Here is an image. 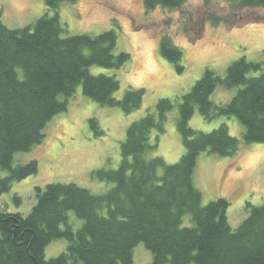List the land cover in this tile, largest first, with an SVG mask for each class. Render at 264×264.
Here are the masks:
<instances>
[{"label":"trees","instance_id":"1","mask_svg":"<svg viewBox=\"0 0 264 264\" xmlns=\"http://www.w3.org/2000/svg\"><path fill=\"white\" fill-rule=\"evenodd\" d=\"M62 1L46 0L53 15L47 11L23 28L11 29L0 21V168L8 171L0 174V195L14 181L38 171L37 160L14 165V156L44 141L47 123L67 109L78 86L98 104L119 106L126 113L142 105L144 88L130 87L118 99L117 76L90 70L93 65L118 69L131 60L126 51L115 53L117 32L63 35ZM185 1L145 3L149 8H177ZM226 1L237 9L264 7V0ZM208 19L214 26L226 22L218 15ZM160 50L183 70V52L170 36L161 37ZM220 84L239 89L230 101L217 104L211 95ZM173 107L171 99L162 98L157 114L148 112L128 126L118 168L96 172L113 183L105 193L95 194L76 183L50 182L37 187V202L28 214L0 211V264H132L140 242L153 254L149 264H264V204L248 201L250 214L233 228L227 217L229 200L219 197L203 204L194 183L201 152L232 156L241 139L225 123L210 132L189 124L197 108L207 120L235 116L245 126V142H264L263 64L242 56L227 67L225 76L205 70L179 106L177 129L185 152L168 163L161 156L151 157L157 148L151 134L164 131ZM90 123L99 129L96 118ZM69 211L83 219L76 229ZM187 215L190 224L185 222ZM57 238L67 239L68 245L47 259L45 248Z\"/></svg>","mask_w":264,"mask_h":264},{"label":"rangeland","instance_id":"2","mask_svg":"<svg viewBox=\"0 0 264 264\" xmlns=\"http://www.w3.org/2000/svg\"><path fill=\"white\" fill-rule=\"evenodd\" d=\"M47 11L53 15L46 0H0V21L11 29L23 28ZM59 13L66 29L63 35H96L111 29L117 32L115 53L126 51L131 60L118 69L93 65L90 70L117 76L120 88L114 95L118 99L130 87L144 88L142 105L126 113L119 106L98 104L78 86L67 109L47 123L44 141L29 151L15 154L14 165L37 160L38 171L14 181L11 189L0 195V211L28 214L37 202V187L43 188L50 182L76 183L95 194L105 193L113 183L102 180L96 172L118 168L128 126L148 112L157 114V103L162 98L171 99L174 107L167 113L164 131L153 130L151 134L152 141L157 142L151 157L158 155L168 163L177 162L185 152L177 129L179 106L183 95L205 70L211 68L225 76L227 67L242 56L259 61L264 67V7L237 9L226 0H186L177 8L161 5L149 8L145 0H63ZM209 15H218L227 23L214 26ZM230 23L235 26L230 27ZM163 35L170 36L181 48L182 71L162 55ZM238 89L220 84L211 99L217 104L226 103ZM91 118L97 119L103 133L93 128ZM222 123L241 139L239 149L232 156L201 152L194 183L202 192L203 204L219 197L229 200L228 221L237 228L250 214L248 201L264 204V142H245V126L235 116L207 120L197 108L189 121L193 128L204 132ZM0 174L7 175L8 171L0 168ZM69 219L75 229L83 223L74 211H69ZM185 222L191 223L190 215ZM67 245L65 238L52 240L45 248V257L57 256ZM152 260L153 254L144 242L135 246L132 264H149Z\"/></svg>","mask_w":264,"mask_h":264}]
</instances>
